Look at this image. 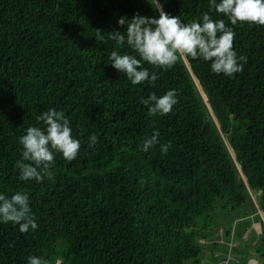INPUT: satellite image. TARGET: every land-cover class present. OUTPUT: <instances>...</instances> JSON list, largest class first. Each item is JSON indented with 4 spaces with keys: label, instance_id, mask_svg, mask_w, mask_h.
<instances>
[{
    "label": "trees",
    "instance_id": "16d2710c",
    "mask_svg": "<svg viewBox=\"0 0 264 264\" xmlns=\"http://www.w3.org/2000/svg\"><path fill=\"white\" fill-rule=\"evenodd\" d=\"M163 10L186 23L204 13L224 19L247 57L243 72L217 75L181 57L167 70L145 65L155 85H132L111 65L112 51L127 50L111 32L126 30L122 17L158 18L148 0H0V192H27L37 223L26 233L0 223V264L30 255L47 264H202L214 252L202 241L216 209L237 207L239 237L263 242L243 263L264 264V26H232L209 0H167ZM169 89L179 93L174 110L147 115L140 98ZM50 108L69 117L79 153L71 162L57 154L42 182L20 181L19 138L43 127L37 116ZM157 130L167 154L160 144L141 151Z\"/></svg>",
    "mask_w": 264,
    "mask_h": 264
},
{
    "label": "clouds",
    "instance_id": "9594fccd",
    "mask_svg": "<svg viewBox=\"0 0 264 264\" xmlns=\"http://www.w3.org/2000/svg\"><path fill=\"white\" fill-rule=\"evenodd\" d=\"M166 2L148 0L158 11V18L139 13L131 19L122 17L118 23L126 30L111 32V39L116 41L117 47L127 49L123 52L112 51L111 65L125 75L132 85H155L159 76L145 65L167 70L181 57L209 62L211 72L217 75L234 77L243 72L247 57L238 55L234 50V27L228 26L224 19H213L208 13L186 23L163 10ZM209 3L217 15L226 17L232 26L241 23L264 26V0H209ZM139 102L147 108V115L165 116L179 103V93L176 89H169L163 95L153 92L147 98L141 97ZM37 121L42 122L43 127H28L19 138L22 145V159L17 161L20 181L42 182L51 175L57 154L71 162L81 148V141L73 136L71 121L63 111L50 108L38 115ZM159 135L157 130L151 137L145 138L140 150L147 153L160 144ZM97 143L95 134L88 138L90 148ZM160 148L162 154H167L170 144H160ZM0 223L18 225L21 233L37 228L27 192L17 191L11 196L0 192ZM27 264L47 262L30 255Z\"/></svg>",
    "mask_w": 264,
    "mask_h": 264
},
{
    "label": "rangeland",
    "instance_id": "374dc122",
    "mask_svg": "<svg viewBox=\"0 0 264 264\" xmlns=\"http://www.w3.org/2000/svg\"><path fill=\"white\" fill-rule=\"evenodd\" d=\"M243 213L244 212L241 207L232 208L228 212L221 208L216 209L215 215L217 217L214 220L213 227L210 229L208 228L205 231V238L202 241L203 249L210 246L209 248H213L214 252H210L207 255V258L202 261V264H210L213 261L217 263L221 258L223 261L228 260L229 264H237L239 259H241L243 262V260L248 261L250 257H255L253 256V253H248L247 250L254 252V250L261 248L263 242L255 240L252 234L250 237H245L243 234L242 236L240 235L241 237H239V232L241 230L240 226L245 219ZM227 230H230V233L226 235ZM218 231H220L221 234L220 238L214 235ZM213 235V239L209 240V238ZM254 241H257V244L254 245ZM232 245L234 246L233 248ZM235 256L239 257L237 261L234 260ZM223 261L222 264H228L227 261Z\"/></svg>",
    "mask_w": 264,
    "mask_h": 264
},
{
    "label": "crops",
    "instance_id": "0c3cea01",
    "mask_svg": "<svg viewBox=\"0 0 264 264\" xmlns=\"http://www.w3.org/2000/svg\"><path fill=\"white\" fill-rule=\"evenodd\" d=\"M218 234H220V231H218V232L215 233V236L220 238V237H221V234H220V235H218ZM236 243H238V242H236ZM254 243H255V242H254ZM233 247H234V246L232 245V248H233ZM237 259H239V257L235 256V257H234V260L237 261ZM221 260H222V259H221ZM222 261H223V260H222ZM226 261L228 262V260H224L223 262H226ZM242 263H243V262H242L241 259H239V261L237 262V264H242ZM228 264H229V262H228ZM252 264H255V262H252Z\"/></svg>",
    "mask_w": 264,
    "mask_h": 264
}]
</instances>
